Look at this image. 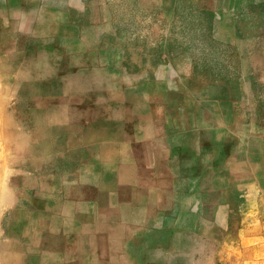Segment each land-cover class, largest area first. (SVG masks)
Here are the masks:
<instances>
[{"label":"rangeland","instance_id":"1","mask_svg":"<svg viewBox=\"0 0 264 264\" xmlns=\"http://www.w3.org/2000/svg\"><path fill=\"white\" fill-rule=\"evenodd\" d=\"M57 17L75 21L98 84L148 91L179 132L150 217H69L67 199L91 195L93 179L66 176L80 156L64 154L73 112L56 104L70 89L45 52L19 48ZM0 19V264L59 262L79 220V240L103 243L101 257L119 241L138 264H264V0H8Z\"/></svg>","mask_w":264,"mask_h":264},{"label":"crops","instance_id":"2","mask_svg":"<svg viewBox=\"0 0 264 264\" xmlns=\"http://www.w3.org/2000/svg\"><path fill=\"white\" fill-rule=\"evenodd\" d=\"M19 5L22 3H15V6ZM5 7H8V0H0V9ZM2 24L0 19V26ZM48 25L51 31L45 33L43 39H32L25 46L19 45V48L24 51L28 47L34 57L40 51L45 52L48 73L62 80L67 93L70 89L63 101L54 103L69 106L73 112L64 121V154L69 156V162L77 154L80 157L78 163L65 170L66 176H71L73 180L77 178L74 175L76 171L85 170L93 179L87 182L91 195L76 193L67 199L72 203L69 217H150L151 202L157 199V191H153V187L160 185L158 178H166V163L171 157L169 148L173 147L179 132L167 125L166 117L156 113L158 110L148 91L147 95H140L142 92L135 85L125 86L120 81L116 82V89L113 90L111 88L114 87L103 80L97 83L93 75L99 73L100 66L88 64V54L79 45L81 34L75 21L68 17H57L49 21ZM43 26L44 23L38 20L34 23V30L40 31ZM6 48L5 41L1 40L0 53ZM51 103L49 101V105ZM103 163L110 167L109 172H103L108 168ZM107 175L111 177L105 178ZM40 182L37 181L38 189ZM163 185H167L166 181ZM140 201L146 203L143 211L139 209ZM83 202L90 203L92 209L88 207L84 211L81 205L76 204ZM134 224L133 220L127 230L131 236L136 230ZM80 225V220L73 221V252L69 253L67 245L60 251L61 259L55 264H138L135 256L129 258L124 255L127 244L119 241L112 243L115 252L112 251L111 256L101 257L100 250H104L105 245L97 239L80 241ZM83 227L91 233H98L97 228ZM112 227L116 229L117 226ZM112 227L105 232L119 235V227L116 232H113ZM84 250L87 252L84 253Z\"/></svg>","mask_w":264,"mask_h":264}]
</instances>
